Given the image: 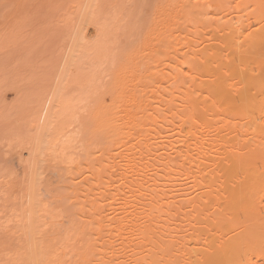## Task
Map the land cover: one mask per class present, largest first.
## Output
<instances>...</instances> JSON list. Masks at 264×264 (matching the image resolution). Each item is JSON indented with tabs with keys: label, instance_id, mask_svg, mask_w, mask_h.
I'll list each match as a JSON object with an SVG mask.
<instances>
[{
	"label": "rangeland",
	"instance_id": "1",
	"mask_svg": "<svg viewBox=\"0 0 264 264\" xmlns=\"http://www.w3.org/2000/svg\"><path fill=\"white\" fill-rule=\"evenodd\" d=\"M81 1L83 0H0V264H98L101 260L102 263L121 264L107 262V256L111 255L108 249L114 247H111L113 244L116 249L120 248V242L126 243L131 238L138 243L137 248L142 252L138 257L144 256L140 264H200L205 256L201 253L209 252L204 244L215 241L213 243L217 246V242L231 238L235 243L237 241V248L234 249L236 252H231L232 257L226 255L227 260H222V255L223 264H262L264 260L260 255L264 250H260L259 246L264 242V213L258 210L259 206L254 208L251 201L258 196H264V186L261 187L263 190L260 188L262 192L259 191L255 197L242 194L245 199H238V205L236 210H232V214L225 210L221 213L216 211L213 208L215 200L210 201V204L208 201L203 204L202 200L198 203L210 208L208 211L202 206L201 210V204H194L191 209L187 207L174 211L175 207L165 209L164 205L153 206L151 203L152 206L148 207L150 219L159 216L164 220L168 217V227L178 230L172 234L174 237L172 236L170 243H165L166 239L163 237V240L158 241L156 237L148 238L146 235L145 240L136 236L139 240L135 241L134 234L137 232L133 231L137 227L142 229L146 219L137 222L135 229L122 228L117 231H112V227L108 228L106 223L99 224L94 219L104 216V219L109 218L105 215L108 214L106 212L95 214L101 208L121 206L130 211L135 208L134 210L140 212L149 204L147 199L145 201L137 193L133 197L130 196L125 189L130 179L138 180L143 174L154 173L158 184H164L162 188H168V184L175 181L174 173L169 172L165 166L161 167V163L152 170H127L128 172L122 174L121 165L124 163L119 162L116 157L135 153L141 144L140 139L144 131L153 128L159 130L163 134L161 133V138H157V144H171L178 151L183 150L181 140L214 138L215 144L209 141L207 144L213 143V146H206L211 149L215 145L209 157L214 158L216 162L222 160V156L224 159L235 153V150L225 145V139L221 135L228 130H218H222V126L230 127L231 129L227 128L230 129L228 137L232 136L236 131L243 130L245 124L250 122L249 119L259 113L260 109L264 110V0H94L93 8L91 7L93 12L89 18L106 21L103 22L106 26L103 29L110 33L106 38L109 55L113 56L110 55L112 64L105 65V71L96 77L98 82L95 81L96 85L90 89L84 109L78 111L76 122L70 128V143L65 150L62 152L58 149L59 145H55L51 146L50 150L41 149L30 157L27 154L29 148L25 147L22 151L24 155L20 156L19 147L16 145L17 150L16 146H13L16 143L9 145L13 140H10V143L7 141L8 137L11 138V125L14 126L16 121L20 123L21 119L23 122L28 119L25 122L30 121L33 125L36 119L34 113L42 107V102L49 95L58 90L56 86L59 81L55 71H58L64 59L67 60V55L68 59L70 58L69 53L76 52L77 48L81 50L80 45L74 49L71 44L72 31L77 29V26H71L79 18L77 9ZM237 17L244 21H259L263 30L248 41L240 49V53H233L230 49L232 35L228 34L227 30L223 31L222 26L229 25ZM257 26L253 25L252 29L255 30ZM86 27V33H83L86 34L85 40L89 41L93 39L96 28L93 24ZM191 40L197 43L195 50H200V56L203 54L201 59H196L197 62L191 59L190 52L187 53V49L182 46L185 42L192 43ZM71 50L73 51L70 52ZM75 54H79L78 51ZM76 56L79 57L74 55ZM188 64L194 68L189 78L191 81L194 78L197 87L192 86L191 89L188 78L181 76L180 80L185 78L181 81L178 79V93L170 95L165 89L167 84L162 81L163 78L169 75V69H179ZM241 70L251 74L250 78L255 79L251 86L253 84L255 89L259 88L252 91L250 86L248 89L245 78L242 79V74L239 73ZM77 76L75 73L73 77ZM218 82L227 91L230 90L229 92L237 90L243 94L244 88L247 91L246 96L250 98L247 97V101L244 98V104H241L243 102L239 98L240 104L236 99L230 103H221L216 99L215 93L214 96L210 93L213 84ZM241 83H244L242 89ZM52 85L57 90L52 89V92ZM68 89L72 88L62 90L61 94L70 91ZM181 97H189L191 100V107H186L188 110L179 105ZM56 101L52 104L57 105ZM150 112L154 115L147 116ZM31 115L34 120H31ZM10 120H16V123ZM244 133L237 132L241 136ZM164 135L167 137H163ZM241 142L244 147L243 141H240V144L238 142L237 146H240ZM245 147L244 150L240 148L241 152L237 147L239 151L235 156L242 157L248 150ZM143 151L145 152H139L140 156L139 153L133 156L137 162L139 158L143 159L144 163L153 159L149 152L145 154L146 150ZM246 155L242 158L245 159ZM108 156L114 157L113 161L119 162V167L116 163L112 164ZM178 158H175L174 163L181 162V157L180 161ZM259 164L254 165L259 166L256 169L257 173L261 174L264 164ZM210 169L212 171L213 166L206 170ZM243 170L238 168L234 170L235 173L233 171V182L242 181L246 177V171ZM207 177L216 178L218 175L213 172ZM190 180L189 178L187 181L189 187L194 185L189 183ZM198 181L200 182L199 178L195 184ZM199 182L189 191L193 192L195 188H199ZM218 183L220 182L210 185V197L219 195L221 185ZM86 188L90 191L88 197L84 198L82 195L87 191ZM103 191L105 195L108 193L106 197L97 199ZM200 191L202 192V189L186 197H197ZM256 211L261 212L259 216L255 214ZM17 212L22 213V219L17 216ZM91 213L95 215H90ZM25 217L29 218V222L33 220L32 225L38 234L32 231L28 232L29 235H24L20 231L14 235L18 230L16 224L20 223L18 220L25 222ZM186 222L188 227L184 226ZM151 224L145 225L151 227ZM214 224L215 226H212ZM33 237L41 241L40 255L34 254ZM128 249L121 255L128 256L134 248ZM117 252L121 253L120 250ZM217 264H221L220 261Z\"/></svg>",
	"mask_w": 264,
	"mask_h": 264
},
{
	"label": "bare ground",
	"instance_id": "2",
	"mask_svg": "<svg viewBox=\"0 0 264 264\" xmlns=\"http://www.w3.org/2000/svg\"><path fill=\"white\" fill-rule=\"evenodd\" d=\"M227 1L230 2V0H227ZM93 2H94V0H83L80 2L81 3L80 6L79 5H78L79 7L77 6L78 7L77 16L79 18L76 20L75 24L71 26V27L77 26V29H75L76 31L75 32L72 31L73 37L71 38V40H72L71 44L73 45L74 49L78 45H80L81 50L80 49L78 50V48L75 49L76 52L78 51L79 54H75L76 52L71 50L70 52H72V51L73 52L69 53L70 58L68 59V55H67V57H66L67 60L64 59L65 60V61L63 60L64 63L61 64L60 67H58V71H55V72H57V74L55 73L56 74L55 76H56L57 80L59 81L58 85L56 83V85H57L56 87L60 91L58 92V90L53 87L55 85V83H53L54 85H52L51 91L53 92L52 89H55L57 91H55L53 95H49L50 93L48 94L49 97L44 102H42V103H44L42 105V107L34 113V115H36L35 120H34V116L31 115L33 118L31 120H34L33 125H32V122L30 123V121L25 122L28 119L24 120L25 123L22 121V119H21L20 123H19V121H16V120H10L11 122L16 121L17 123L16 122H15L16 124L14 123L16 126L15 125L13 126V125H11L12 123L11 124L9 123V125H11L13 128L11 129L10 134H9L11 136V138L8 137L9 139L7 138V141L9 140L8 143H10L13 140L11 142V144H9V145L16 143L13 146L17 145L19 147V150H21L20 156L24 155L22 153V151L24 150L23 148H25V147L29 148V151L27 154L30 157H33V155L35 153L39 152V150H41V149L50 150L51 146H55V145H56V147H57V145H59L58 149L63 152L65 150L67 144L70 143V135H69L70 133L69 132H70V128L72 127V125L76 122V116H77L76 114L78 113V111H82L84 109V107H85L84 105L87 102V100L89 98V94L92 90L91 88L94 87L96 85L95 83L98 82V80H96V77L98 76L99 73L105 71L104 70L105 65L107 66L109 64L108 66H111V64H112V59L110 58L111 54L109 55V50H110L109 44L107 43L108 38H106V36L108 37L107 34H110V33H107V32H109L107 29L104 31L106 26H105V23H103V22H106V21H96L95 19H93L94 17H92V20L89 18L90 14L93 12V11L91 12V10H93L92 9L93 8L92 7ZM68 16L70 17V15H68ZM106 19L109 20V18H107V17H106ZM101 23H103L104 27L102 26ZM260 23L261 22H259V21H257V22H255V21L250 22L247 20L244 21L240 17H237L236 20H234L229 25H227L225 27L222 26L223 31L227 30V31H229L228 34L230 33L232 35L231 45H230L231 48L230 49L233 51V53H240V49L248 41H251L255 36L259 35L258 33L260 31H262L263 30L262 27H264V26H262L264 24L262 23V25H261L262 27H261ZM88 24L89 25L93 24V26L95 25L96 33L94 34V37L92 36L93 39L91 38V40H89V41L87 39V41H86L85 40L86 34H84L83 32H85V29L88 27V26L86 27V25H88ZM253 25L254 26L258 25L255 30L252 29ZM251 29H252V31H251ZM220 31H222V29ZM69 33H68V36L70 37ZM105 33H106V35H105ZM68 36H67V39H68ZM68 41H69V39H68ZM82 41H84V42H82ZM196 45H197V43L193 42V41H192V43L189 41V43L185 42L184 44H182V46L187 49L186 52L187 53L190 52L189 54H191V57H192L191 59L193 61L194 60L196 61V59L198 60V59H201L203 57V54H202V56H200V54H199L200 50H195ZM73 47H72V49H73ZM74 55H78L79 57H77V56L74 57ZM111 57H113V56L111 55ZM61 58L62 57H60V59ZM192 68H193L192 65L188 64V66L180 67L179 69L176 67L169 69L170 70V72L168 73L169 75L166 78L162 77L163 78L162 81L167 84V86H166L167 88H165V89L168 90V92L167 91L166 92L169 93L170 95L174 94V93H178L176 90V85L178 84V79L181 76H185L188 78V80L187 79L186 80L188 81V83L190 82L191 85H189V86L192 89V86H195L194 78H193V81H191V79L189 78L191 73H193L192 70L194 68L193 69ZM241 71L239 72L240 75L242 74L241 78L242 79L245 78V83H246V85H248V89H249L251 86V83L255 82V79L250 78L251 74H248L247 71L246 72L244 70H241ZM75 73H76V75L78 74V76L76 78L73 77L75 75ZM184 78H181V80ZM189 79H190V81H189ZM95 81H97V82H95ZM54 82H56V81L54 80ZM186 82H185V84H186ZM193 82H194V84H193ZM241 84H242L241 85V89H242V86L244 85V83H241ZM252 86H253V84H252ZM252 86L250 89H253L252 91H254L255 87L253 86V88H252ZM255 86H256V84H255ZM195 87H197V86H195ZM66 88H72V89L71 90L68 89L70 91H64V93L61 94L62 90H65ZM257 88H259V87H257ZM236 89H238V88H236ZM241 89H240V91H241ZM229 91L230 90L227 91V89H225V87H223V85L220 82H218V83L213 84V86L211 87L210 93H212V96H214L213 94L215 93L216 99H218V101H220L221 103L222 102L230 103V102H233L235 99H236L235 100L236 102L239 99H242L241 102H243V100H245L244 98H246L245 101H247L250 98L249 96H246L245 92H247V91H245L244 88H243V94H240L242 91L240 93H238L239 91H237V90L236 91L234 90L235 92L234 91L229 92ZM46 92H47V90H46ZM55 93L57 96L61 95V96H59L60 98L55 97L56 96ZM244 94L246 97L244 96ZM250 95L252 96V94H250ZM247 97H249V98H247ZM188 98H186V97L182 98L181 99L182 101H181V103H179V105H181V107H183V108L189 107L190 103L192 104V102H190L191 100H189ZM53 101L54 102L56 101L58 104L57 105L52 104V103H54ZM35 102H36V100H35ZM241 102L239 100V104ZM241 104H244V102ZM172 107L174 108L173 105H172ZM172 107H170V109H173ZM190 107H191V105H190ZM141 113H143V111H141ZM147 113H149V112H147ZM152 115H154V114H152L150 112V114L147 116H152ZM250 119H249V121H250L249 123L247 122L248 120L246 121L247 122L246 124H248L247 125L248 127L246 126V124H245V126L247 128L244 126V129L243 130L241 129L242 131L241 130L236 131V133L232 136L228 137V135L230 134V132H229V130L231 129L230 127L225 126V128H224L222 126V130L221 129L218 130V132L223 131V130H224L223 132H226L228 130L225 134H221V135H223L222 138L225 139L224 140V143H226L225 145H228L229 148H232V150H235L234 151L235 153L237 151H239L240 148L243 149L246 145L245 149L247 148L248 152L245 151L244 154H242L243 152L239 153V154H242V157H243V155H246V153H247L246 156H248V157L245 156V159H243L241 157V155L239 157H236L235 153H234L232 155L230 154L231 155L230 157H227L224 159L222 156V160H218V162H216L214 158L209 157V155L211 153H213L212 151H214V150H211V149H213L215 147V145H214V147H212V148L210 147L211 149H209L208 147L211 145V143H210V145L207 144V143H209V141L212 142L214 138H211L212 140L208 139V137L198 138V139L195 138V139H191L189 141L188 140L182 141L180 139L182 142V144H180V145L182 146L183 150L180 149L178 151L171 144H169L168 146L162 145L161 142L159 144H157L156 140H157V138L160 137V135L162 133L159 130L156 131L153 128V130L144 131L143 136L140 139L141 144L138 146V149L136 150V152L134 151L135 153L125 154L124 156L116 157L119 159V162L124 163L121 165V167H122L121 169H123L122 174L124 175L125 171H127V170H129V172H133V171H137V170L143 171L144 169L146 170L147 168H149V170H152V169H154V167L160 165V163H161V167L165 166V168L169 172L174 173V178H176L175 181L168 184V188L166 186H165L166 188L165 187L162 188L161 186H164V184H158L157 179L154 178V176H155L154 173L150 174V175H148V174L144 175L143 174L142 177H140L138 180L130 179L129 181H127V184L125 186V189L128 190V191L127 190L126 191L132 197L137 195V194L140 195V198L143 197L145 199V201L147 199L149 204L145 205L144 206L145 208H143V210L140 212H138L139 210L138 211L134 210L135 208H133L130 211L126 207H121V206L109 207L106 209L101 208L97 212H95V214L98 215V214L106 212L108 214H105V215H108L109 218L104 219V217H105L104 216V217H101L100 219L95 218L94 220H96V222L98 221L97 223H99V224L106 223V225H105L106 227H108V228L112 227L113 228V229L111 228L112 231L113 230L117 231V230L122 229V228L125 229V228H133L134 227V229H135L137 227V225H136L137 222H139L142 219H146L143 222L145 224L152 223L151 227L149 225H145V224L143 225L142 229H141V227H140V229L137 227L138 229L136 228L133 231L135 233L137 232V234H134L135 239H136L135 241H137V239L139 240V237L137 238L136 236H140V239H142V240H145L147 238L146 236H148V238H155L156 237V240H158V241H159V239L163 240V238H164V239H166L165 243L166 242L170 243V242H172L171 239L174 237L172 234L177 232L178 230H176V228H169L168 227V224H166L167 221L168 222L170 221L168 219V217H166L164 219V220L168 219L166 221L159 218V216H157L155 219H150L151 216L148 215V213H149L148 207L152 206V204H153V206L155 204L156 206H160V207H161V205H164L166 207L165 209H167V208L172 209V207L173 208L175 207V210L174 209L173 210L176 211V209L181 210V209H185L187 207L190 208L192 205H194V204L196 205L199 202H201V200L204 201L203 204L207 203V201L209 203L210 201L214 202L213 200H215L213 208H215L216 211L219 210L221 213L225 210L227 212L230 211L229 213L232 214L233 213L232 210L234 211L235 207L238 205L237 204V202H239L238 199H245L243 197L244 195L242 196V194L251 195V197H255V196H257V194L262 192V191H260V188L262 186H264V172H263L264 166H262L264 164L263 163L264 162V110H263V108L260 109L259 113H257L256 115L254 114V117L250 118ZM258 121H259V123H258ZM20 124H22V125L19 126ZM178 127H180V126H178ZM220 128H221V126H220ZM227 128H230V129H227ZM179 129H181V128H179ZM237 132L238 133H241V132L244 133L245 132V133L242 134V136H241V134H239L240 135V137H239ZM165 136L166 135H164L163 137H165ZM245 136H248V138H246ZM209 137H211V136H209ZM169 138H170V136H169ZM240 141L245 142L244 147L242 146L243 145L242 142H241L240 146H237L240 144ZM57 142H59L60 144H57ZM238 142H239V144H238ZM213 143H214V141H213ZM213 143L211 146H213ZM17 146H16V148H17ZM237 147H239V149ZM17 150H18V148H17ZM143 150H146L145 154H147L149 152L148 154L149 155L151 154L153 156V159H151V160L149 159V161H148L145 158L147 161L144 159L146 161L144 163V161H142L143 159H140L138 157L139 161L143 162V163H139V161L137 162V160H135V157L133 158V156H135V154H138L139 152L144 153L145 151H143ZM230 150H229V152H230ZM241 151L242 150L240 149L239 152H241ZM215 153H216V151H215ZM140 155L141 154L139 153V156ZM178 155H179V158H178ZM192 155H193V157L196 156L197 158L196 157L192 158L191 157ZM175 156L178 158V161H180V157H181V162L179 164L177 163L178 165L176 164V162L174 163V161H176ZM138 158H136V159H138ZM108 159H110L112 164L116 163L115 165H117L119 163L117 161H115V162L113 161V160H115L114 157H109ZM258 159H261V160L258 161ZM199 160L203 161L204 163L206 162V163H209V164L211 163V164L210 165L204 164L203 162L199 163L198 162ZM256 160H257V162H256ZM132 162H133V164H132ZM259 162L261 165L259 164ZM253 163L254 164L257 163L260 166H262L261 168L263 170L262 171L263 173L260 172L261 174H258L257 173L258 171L256 168L259 166L257 165V167H255L256 165H254ZM185 164H187L188 166L185 167L186 166ZM253 165H254V167H253ZM210 166L211 167L213 166L212 171H211V169L207 171L206 169ZM238 168L239 169L243 168L244 169L243 171H246V173L244 172L246 177H244L242 179V181H234L233 182V179H232L233 178V176H232L233 171L238 169ZM118 171H119V169H118ZM213 172L217 173L218 177H216V178L218 180H216V178H214V177H207V176H209V174H212ZM235 172L236 171H234V173ZM238 173H239V171H238ZM204 174H207V175L204 176ZM99 178H100V176H98V179ZM189 178L191 179L189 181V183H194V185H192L191 187H189L187 184V181L189 180ZM197 178L200 179L201 186L199 188L198 187L195 188L194 191L197 192L198 190L202 189V192L200 191V194L198 193L199 195L197 197L189 199L186 196L193 194L194 191L190 192L189 190L191 188H194V186L197 185V183L199 182L198 181L195 184ZM184 181H186V183ZM217 181L220 182L218 184H220L222 187L221 188L219 186L220 187L219 188L220 193H219V195H217V197L215 195H212V197H210L208 195L209 194L208 190H210V185L216 184ZM200 182H199V184H200ZM165 185H167V184L165 183ZM203 190H206L207 194ZM88 191H90V190H88V189H87V191L85 190L86 194H85V192L84 193L82 192L83 193L82 196L84 198L88 197L87 196ZM105 191L101 192V196H99V198H97V199L101 200L103 197L105 198L106 195L108 194V193H106V195H105ZM94 195H96V194H94ZM110 195H111V193H110ZM120 195H124V194H120ZM263 195H261V196H263ZM137 197H139V196H137ZM263 197L259 198V196H258L257 199H254L253 201H251L254 208L259 206L258 208H260V209H258V210L261 211L262 213H264ZM212 202H211V204H212ZM241 202H243V201H240V203ZM244 203H246L245 200H244ZM200 204H198V205H200ZM201 206L206 211H208V209H210V208H207L206 206H203L202 204L199 207H201ZM210 206L211 205H209V207ZM202 207H201V210H202ZM194 208L195 207H193V209ZM171 209H169V211ZM151 211L152 210H150V212ZM198 211H200V210H198ZM259 211H256V213H255L258 216L261 213V212L259 213ZM200 213H202V212L200 211ZM209 213H211V212H209ZM95 214L91 213L90 215H95ZM166 214H168V213H166ZM17 216L20 217L21 219L23 217L21 212L20 213L17 212ZM89 216H87V217H89ZM206 216L208 217V215H206ZM206 216H204V217L206 218ZM250 217H252V216L250 215ZM28 219L29 218H27V217L23 218V220H25V222L21 221L20 219L18 220L20 223L18 225V222H17L16 228L18 230L14 233V235L17 232L20 233V231L24 235H29L28 232H32V231H35V234L39 233V232L37 233V231L35 230V227L32 225L33 220H31V222H29ZM211 219H214V218H211ZM252 219H254V217H252ZM202 223H203V221H202ZM202 223H200V224H202ZM98 226H99V228H101L100 225H98ZM184 226H187V222H186V225L184 224ZM184 226H183V228H184ZM212 226H215V224ZM177 228H179V227H177ZM189 229H192V228H189ZM134 235H132V236H134ZM144 235H146L145 236L146 238L144 237ZM237 235H238V233H237ZM231 239H233V238H231ZM231 239L230 240L226 239V241L223 239L224 241L217 242L218 243L217 246L213 243L215 241L211 242L213 244H211L210 242L204 244V246L207 247L206 250L209 252L206 253V251H205L204 253L203 252L201 253L202 255H205L203 257V261L205 260L206 263L203 261L202 262L205 264H217V262L220 261V263L223 264V262L221 261L222 255H223L222 260H224V258L228 259V257L231 256V252H233V250L236 249L237 245H238L237 241L235 243ZM234 239H236V238H234ZM38 240H39L38 238H35V237L32 238V244H33L35 255H38V253L40 255V253H41V251H40L41 250V246H40L41 241L39 242ZM231 241H233V242H231ZM160 242H162V241H160ZM119 245H120V248H117V249H116V246L114 244L111 245V247L112 246H114V247H112L111 249H108V251H110V253H111V255L109 257L107 256V254L109 252L108 253L106 252L107 254L105 253V256H107V258H108V261H107L108 263L110 262V263H121L122 264V262H124L126 264H140L143 261L144 256L138 257L139 255L142 254V252H140V249L137 248L138 243L137 242L135 243L133 238L128 239L126 241V243L120 242ZM155 246H157V245H155ZM117 247H119V246H117ZM132 247L134 249H131L132 250L131 251L130 248H132ZM139 247H140V245H139ZM126 248L127 249L129 248L128 250H130V253H129L130 255L129 254H128V256L127 255L124 256L125 254L121 255L122 252ZM106 249H107V247H106ZM259 249L264 250V242L261 243V245L259 246ZM117 250L118 251L120 250L121 253L119 254V252H117ZM227 252H230V253L227 254ZM226 255H228V257ZM260 256H261V259L264 260V253H262ZM101 258H102V256H101ZM201 260H197V261H201ZM187 261H189V260H187ZM100 262L101 263H98V264H105L106 263V262L102 263V260ZM202 262L200 264H203ZM262 264H264V262H262Z\"/></svg>",
	"mask_w": 264,
	"mask_h": 264
}]
</instances>
